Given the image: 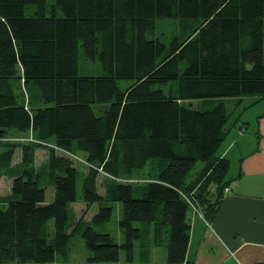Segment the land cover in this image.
I'll return each mask as SVG.
<instances>
[{
    "label": "trees",
    "instance_id": "1",
    "mask_svg": "<svg viewBox=\"0 0 264 264\" xmlns=\"http://www.w3.org/2000/svg\"><path fill=\"white\" fill-rule=\"evenodd\" d=\"M159 20L179 23V35L162 40ZM80 52L103 74L79 76ZM244 96L264 100V0H0V139L30 131L54 146L43 179L39 145L0 144V179L22 154L0 198V264L65 261L79 200L99 203L94 226L112 218L103 200L121 212L120 243L90 224L81 231L87 264L133 262L139 242L163 249V264H193L189 213L210 225L234 180L218 156L231 130L219 100ZM77 155L88 165L80 195Z\"/></svg>",
    "mask_w": 264,
    "mask_h": 264
},
{
    "label": "crops",
    "instance_id": "2",
    "mask_svg": "<svg viewBox=\"0 0 264 264\" xmlns=\"http://www.w3.org/2000/svg\"><path fill=\"white\" fill-rule=\"evenodd\" d=\"M22 91L25 94L23 103L26 105L27 95L24 89ZM253 97L255 100L246 108L264 106V100L257 102L258 98ZM253 123L254 129L250 139L244 141L247 127L239 129L234 135H230L231 129L225 139L226 142L229 137L228 146L223 150V144L219 151L218 156L227 159L230 167L229 153L234 152L238 157L236 158L238 170L233 177H230L234 180L228 186V192L223 194L222 202L210 225L206 224L200 215L193 214V224L190 223L191 226L193 225L190 243L186 253L187 258H192L193 264H264V107ZM29 134L32 136L30 131L27 136ZM33 144L43 145V143ZM18 151L21 152V149L15 150L11 163L13 168L6 174L12 173L11 180L22 171V167L18 164L20 161L14 163ZM2 179L4 176L0 181ZM10 188L11 183L9 193ZM70 206L69 212L72 214ZM191 255L193 257H190ZM57 257L56 263L69 264V261H64L61 256ZM124 258V254H121L117 264H124ZM134 260L133 258V262ZM145 263L154 264L139 262V264Z\"/></svg>",
    "mask_w": 264,
    "mask_h": 264
},
{
    "label": "rangeland",
    "instance_id": "3",
    "mask_svg": "<svg viewBox=\"0 0 264 264\" xmlns=\"http://www.w3.org/2000/svg\"><path fill=\"white\" fill-rule=\"evenodd\" d=\"M178 25L180 24L173 23V21L171 20H159L155 24V32L165 37L162 40H165V41L169 39L171 40L173 36L176 37L180 33V28L178 27ZM147 37L149 39L152 38L151 35H147ZM78 74L79 76H99L103 74V71H102L101 66L98 63L93 64V63H90L84 60L83 55L80 52L79 63H78ZM128 83L129 82H121V86L125 87ZM23 98H25V94L22 91V99ZM254 100H255V97L253 96H244L240 98H227V99L219 100V102H223L225 104L226 109L230 114L229 124L232 129L230 132V135H234L235 133H238L239 129H242V128L244 129L247 127L245 130L244 141L246 139H250L251 134L254 129L253 120L259 114V112L262 111L264 107L262 106L260 108V106L259 107L255 106L253 108H246ZM192 103L194 107L198 108L199 101H193ZM101 108H105V106H102ZM0 140H1L0 144H3V143L22 144L24 142L32 143V141L30 140L35 141V139L30 134L28 136L27 134H23V135L13 134L10 136H4ZM228 142H230L229 137L227 141L224 143L223 150L225 147L228 146ZM52 148H54V146L51 143L43 144L41 146L39 145V147H37L33 153V166L35 167L36 171L39 172V174L43 177V179H45L46 177L45 163L47 160V151ZM219 154L220 152H218V155ZM21 155H22L21 152L18 151L17 154L15 155L14 163L19 162V161L21 163L22 161ZM72 158L74 159V166L79 173L77 184H76V189H77L78 195H80L81 183L83 180L82 178L84 175L87 174L88 165L85 162H83L80 155H77L76 158L74 157ZM229 158H231V167H230V172L228 173L226 179L233 177L238 170V164H236V158L238 157L235 155V153L230 152ZM203 166L204 164L197 163L194 169L191 171L190 175L194 176L196 173H198L203 168ZM10 174L4 175V179L0 181V198H5L9 194V187L12 181ZM142 175L145 176L146 173L144 172ZM104 178L105 177L102 174H98L97 176V189H98L99 194L102 196V198H104L105 196ZM129 181H133V180H129ZM41 185L43 186V184ZM45 196H46V202H50L52 200L53 190L50 187H46ZM104 202L105 200H103L104 206H110L113 208L112 218L108 223H104V224H100L96 226L91 224V219L94 216V214L97 212L99 208V203H95V204H92L91 206H87L85 203L79 200L77 203H74L70 206L72 210V214L70 215V222H69L70 226L68 228V233H72V238L69 244V252L65 260V261H69V264H87L88 253L83 244L81 231L88 224H90V226H92L96 232L101 233V234H108L112 237L114 241L118 243L122 241L123 233L121 232L118 226L119 219L121 218L120 205L119 203H111V202L104 203ZM188 218L190 222L193 224L192 222L193 214L189 213ZM135 226L138 227V224ZM48 228H49L50 235L53 236V229H52L51 222H49ZM139 243L140 244L137 243L135 245V252H134L135 260L134 262H129L130 264H133V263L139 264V262H143V261L154 263V264H162L163 262H165V253L163 249L155 248V247L149 248L147 246L142 247V243L141 242ZM146 243L147 242L145 241V244ZM126 263H127V259L124 258V264ZM65 264H68V262H66Z\"/></svg>",
    "mask_w": 264,
    "mask_h": 264
},
{
    "label": "built area",
    "instance_id": "4",
    "mask_svg": "<svg viewBox=\"0 0 264 264\" xmlns=\"http://www.w3.org/2000/svg\"><path fill=\"white\" fill-rule=\"evenodd\" d=\"M0 141H1V140H0ZM30 141H32V142H34V143L42 144V143L37 142V141H33V140H30ZM227 192H228V189H225V190H224V193H227Z\"/></svg>",
    "mask_w": 264,
    "mask_h": 264
}]
</instances>
